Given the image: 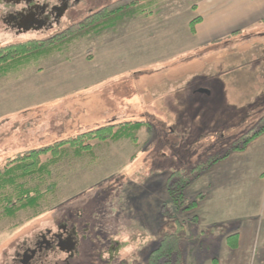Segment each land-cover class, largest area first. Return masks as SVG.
I'll use <instances>...</instances> for the list:
<instances>
[{"label":"rangeland","instance_id":"rangeland-1","mask_svg":"<svg viewBox=\"0 0 264 264\" xmlns=\"http://www.w3.org/2000/svg\"><path fill=\"white\" fill-rule=\"evenodd\" d=\"M115 1L118 0H81L59 27L48 32L18 36L2 28L0 45L44 40ZM173 3L175 0H155L149 7L152 14L127 15L118 29L144 23L149 26L152 40L157 36L153 30L158 26L160 10L170 9ZM185 21L182 18L183 40L192 35ZM260 28L263 33L255 32L231 42L218 41L212 49L199 53H184L179 59L181 66L141 72L145 76L151 74V79L134 72L132 79L123 77L120 82L112 80L97 88L92 85L97 49L105 42L108 47L110 36L118 29L102 35L82 34L63 54L44 59L40 67L20 79L0 81L2 91L47 68L60 77L71 69L69 74L79 75L75 80L78 86L72 90L78 93L73 96L72 92L61 95L64 92L59 85H67V81H59L55 89L61 90L55 91L54 103L34 108L29 114H0V166L18 153L107 125L149 121L154 126L153 131L139 133L137 144L129 140L101 144L93 155L62 161L50 181L58 184L50 200L62 204L42 218L10 231L13 223L25 221L28 214L20 213L13 221L0 213V264L10 261L18 245L42 232L58 231L62 222L75 227L79 234V253L70 264L143 262L160 237L175 226L173 219L162 214V205L168 199L166 173L191 169L211 157H225L245 134L264 125V23ZM223 64L226 71H221ZM164 73L167 77H163ZM180 73L182 82L178 81ZM206 74L210 80H206ZM179 83L182 91L177 90ZM207 85L213 90L212 97L198 94L192 98L187 94V89ZM90 86L92 90L83 91ZM43 101L39 99L34 104ZM169 110L172 112L167 114ZM257 139L246 149L233 151L228 166L221 164L220 168L204 171L190 186L191 198L201 193H209V198L205 204L204 200L201 202L200 209L179 215L184 221L201 216L188 228L203 232L198 244L193 245L194 250L188 252V264H212L213 259L221 264L229 245L222 236L208 234L211 227L220 225L232 233L243 224L258 223L264 206V137ZM238 165L246 167L243 173ZM214 180L220 185H212ZM244 253L243 264H264V247L260 246L259 237L251 249L245 245ZM66 259L59 251L45 258L44 264H65Z\"/></svg>","mask_w":264,"mask_h":264},{"label":"trees","instance_id":"trees-1","mask_svg":"<svg viewBox=\"0 0 264 264\" xmlns=\"http://www.w3.org/2000/svg\"><path fill=\"white\" fill-rule=\"evenodd\" d=\"M155 0H118L94 12L82 22L74 24L44 40L14 42L0 46V81L20 79L26 72L40 67L45 59L63 54L67 46L82 34L102 35L119 28L128 16L150 15V5ZM197 21H193L194 24ZM264 22V20H263ZM264 123V118L262 119ZM149 121H129L118 125H107L97 130L72 136L49 146L24 151L8 158L0 166V213L11 220H17L20 213H27L25 221L13 223L10 231L18 229L27 222L42 218L62 203H54L50 195L58 188L54 178V169L69 157L84 158L93 155L101 144L132 141L137 144L142 130L153 131ZM264 134V125L254 128L242 137L240 144L230 148L225 157H211L191 169H174L166 173V192L168 199L162 205V214L175 221L174 229L165 233L150 250L143 262L136 264H188V252L198 244L203 232L188 231L189 225L198 222V216L186 221L179 218L196 210L205 199L201 193L195 198L188 195L192 183L200 178L204 171L213 168L229 158L236 150L247 146ZM151 141V140H150ZM213 237L222 236L230 248L238 247V234L228 232L226 227L213 226L209 233ZM202 245V244H201ZM200 245V246H201ZM217 259H213L216 262Z\"/></svg>","mask_w":264,"mask_h":264},{"label":"crops","instance_id":"crops-1","mask_svg":"<svg viewBox=\"0 0 264 264\" xmlns=\"http://www.w3.org/2000/svg\"><path fill=\"white\" fill-rule=\"evenodd\" d=\"M188 7L191 9L190 11H188ZM158 17L156 23L158 26L153 30L157 36L152 40L149 26L143 23L118 29L110 36L108 47H106V42L101 43L94 60L93 75L95 83L92 84L93 88L100 87L112 80L116 83L120 82L123 77L126 79L131 76L132 79L134 72L139 74L143 71L154 70L156 67L181 66L182 61L180 62L179 59L183 56L182 54L187 52L191 54L193 52L199 53L200 50H206V48L207 50L212 49V46L218 41L231 42L236 38H245V36L255 32L263 33L260 26L264 23V0H175L170 9L164 10L163 8V10H160ZM184 17L186 18L185 22L188 24V30L192 34L191 39L187 37V40H183L182 35V18ZM195 20L197 22L194 24L193 31L192 23ZM191 63L192 66L195 65L192 61ZM221 69V71H226L227 67L223 64ZM70 71L65 76L60 77V74L53 73L47 68L46 71L39 74L32 73L27 79H23L25 82H21L20 85L14 88H3V92L0 91V93L2 92L0 94V114L3 116L11 115L17 111L29 114L35 110L34 108L54 103L55 91L61 90L55 89L56 83L59 85V81H67V85L65 83L59 85L64 92L61 95L68 92H72L70 94L72 96L77 94L78 92L72 90H75V87L78 86L75 84V80L78 79L79 75L77 73L69 74ZM228 73L229 71L225 72V74ZM150 76L151 74H147L145 77L153 78ZM164 76L167 77V74L164 73ZM188 76L191 77L192 74ZM207 76L206 74V80H210L211 78ZM86 77L87 75L83 78ZM180 77L181 73L178 76V81L182 82ZM215 82L218 83L217 80ZM91 86L84 88L83 91L89 92L93 89ZM181 86L183 85L179 83L177 90L182 91ZM203 89L211 92L210 95L204 94L205 96H213V90L209 89V85L199 87V89H187V94L192 98H196L198 94L203 95L199 92ZM39 99L42 101L46 99L47 102L34 104V101ZM25 103H28V105H24ZM171 112L169 110L167 114ZM263 137L260 136L257 141ZM231 159L233 157L221 161L211 170L220 168L221 164L228 166ZM238 168H241L243 173L246 167L238 165ZM164 178L166 179V176ZM212 185L218 186L220 184L215 183L214 180ZM208 198L209 193H205V199L202 203L205 204ZM200 205L197 209H200ZM198 218L200 221L201 216H198ZM253 224H243V226L232 232V234H238V247L230 249L227 246L228 251H225L226 254L224 255L226 262L222 259L221 264H243L242 258L245 254V245L247 244L251 249L257 237L260 238V246L264 247V206L258 223ZM212 264H219V262H212Z\"/></svg>","mask_w":264,"mask_h":264},{"label":"flooded vegetation","instance_id":"flooded-vegetation-1","mask_svg":"<svg viewBox=\"0 0 264 264\" xmlns=\"http://www.w3.org/2000/svg\"><path fill=\"white\" fill-rule=\"evenodd\" d=\"M51 1L0 0V30L5 28L8 33L18 36L48 32L59 27L70 10L81 4V0ZM58 228L56 232H42L18 245L10 261L4 264H44L45 258L59 251L67 256L65 264H70L79 253V234L67 222H62Z\"/></svg>","mask_w":264,"mask_h":264},{"label":"water","instance_id":"water-1","mask_svg":"<svg viewBox=\"0 0 264 264\" xmlns=\"http://www.w3.org/2000/svg\"><path fill=\"white\" fill-rule=\"evenodd\" d=\"M199 92H201V93H203V94H207V95H210V91H208V90H205V89H203V90H200Z\"/></svg>","mask_w":264,"mask_h":264}]
</instances>
